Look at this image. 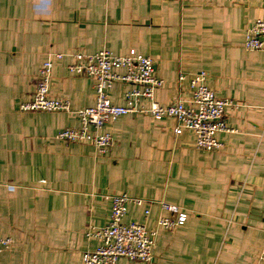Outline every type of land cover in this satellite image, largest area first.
<instances>
[{
    "label": "crops",
    "instance_id": "crops-1",
    "mask_svg": "<svg viewBox=\"0 0 264 264\" xmlns=\"http://www.w3.org/2000/svg\"><path fill=\"white\" fill-rule=\"evenodd\" d=\"M258 18L264 0H0V237L14 240L0 264H81L100 243L88 230L108 224L111 196L122 193L144 200L129 204L125 221L151 230L160 215L187 214L159 230L158 264H264V48L245 47ZM104 49L151 57L162 105L188 104L189 77L206 71L220 97L241 104L226 116L233 131L218 134L223 147L199 149L174 118L137 112L103 127L113 137L103 154L58 138L96 102L95 79L70 72L71 54ZM56 53L64 56L52 57L50 95L72 111H23ZM133 87L116 82L112 103L127 105Z\"/></svg>",
    "mask_w": 264,
    "mask_h": 264
},
{
    "label": "built area",
    "instance_id": "built-area-1",
    "mask_svg": "<svg viewBox=\"0 0 264 264\" xmlns=\"http://www.w3.org/2000/svg\"><path fill=\"white\" fill-rule=\"evenodd\" d=\"M248 50L264 48V18H258L248 29L245 39ZM74 62L68 68L71 73L91 76L95 79L96 102L93 106L80 108L75 113L80 118L79 126H70L61 130L57 137L69 142H91L101 154L106 153L113 143L112 134L103 132V127L120 116L128 113H147L155 119L172 117L176 120L175 132L180 134L188 129L196 136V146L206 151L219 150L223 143L219 140L221 132L233 131L228 126L226 116L240 108L241 104L229 97H220L207 84L208 74L202 70L189 77L191 100L188 104L178 99L168 104H160L155 97L156 90L164 84V79L155 73L154 60L143 54L120 55L111 50H100L95 53L74 52ZM64 54L56 53L43 62L38 72V86L28 102L21 104L23 111H72L68 99L54 98L50 95V83L54 67L52 57L62 58ZM187 79L185 73L179 74V81ZM116 82H124L141 87L128 90L125 97L127 105L113 104L109 90ZM145 98L150 102L148 107L139 106ZM112 210L108 224L103 228L92 227L88 236L99 238V245L83 255L81 264H118L119 259L140 260L146 264H158L155 261L156 242L160 229L174 230L183 225L187 214L160 215L157 227L149 229L137 221H125L129 204L141 205L144 200L134 198L126 193L111 196ZM167 210L176 207L161 202ZM149 210L146 211V215ZM12 237H0V254L11 248ZM261 257L264 259V250Z\"/></svg>",
    "mask_w": 264,
    "mask_h": 264
}]
</instances>
